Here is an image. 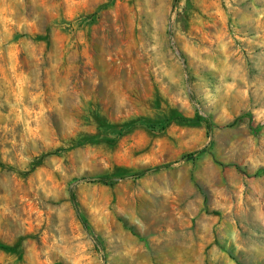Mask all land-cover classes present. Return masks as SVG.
<instances>
[{
    "label": "rangeland",
    "instance_id": "obj_1",
    "mask_svg": "<svg viewBox=\"0 0 264 264\" xmlns=\"http://www.w3.org/2000/svg\"><path fill=\"white\" fill-rule=\"evenodd\" d=\"M0 264H264V0H0Z\"/></svg>",
    "mask_w": 264,
    "mask_h": 264
},
{
    "label": "trees",
    "instance_id": "obj_2",
    "mask_svg": "<svg viewBox=\"0 0 264 264\" xmlns=\"http://www.w3.org/2000/svg\"><path fill=\"white\" fill-rule=\"evenodd\" d=\"M246 117L249 119V124L250 126L252 127L254 125L253 123V118L251 115L247 114ZM198 121L199 122H204L208 128L209 131L212 130L213 126H212V123L211 121L208 119V118H202V117H198ZM207 147H204L200 150H197L195 151L191 156L193 155H201L203 153H205L207 151ZM190 156V157H191ZM220 165H223V164H220ZM171 166L170 163L168 164H164V165H158V166H155V167H149V168H145V169H141L135 173H132V174H129V175H126V176H99V177H93V178H88V179H84L83 181H87L89 183H99V184H102V185H106V186H114L116 185L119 181H122V180H125V179H134V180H138V179H141L145 176H148V175H151V174H155V173H158L162 170H165V169H168L169 167ZM229 166H232V165H226V167H229ZM237 169L244 173L243 170L236 166ZM71 198H72V201H73V204L79 214V218L80 220L82 221V223L85 225V227L87 229H90V226L87 222V220L80 214L79 212V209H78V204H77V198H76V194L74 193V191L71 192Z\"/></svg>",
    "mask_w": 264,
    "mask_h": 264
}]
</instances>
